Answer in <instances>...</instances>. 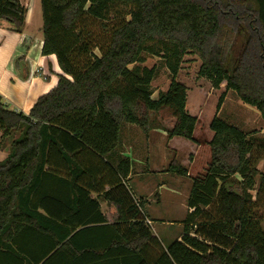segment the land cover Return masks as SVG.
Instances as JSON below:
<instances>
[{"label":"trees","instance_id":"16d2710c","mask_svg":"<svg viewBox=\"0 0 264 264\" xmlns=\"http://www.w3.org/2000/svg\"><path fill=\"white\" fill-rule=\"evenodd\" d=\"M120 5L131 7L130 18L99 39L86 22H105ZM41 7L43 54H55L64 74L27 114L9 109L0 97V146L13 138L0 162V253L17 252L27 231L53 241L41 261L72 244L74 226L59 235L55 227L31 224L46 218L81 223L87 202L105 221L99 201L90 198L95 190L122 194L112 202L130 264H264V228L251 195L258 177V194L264 192L255 157L264 144L221 117L210 123L211 161L207 174L194 179L184 232L166 247L122 181L107 184L100 177L113 169L104 156L119 145L122 124L136 123L147 133L152 110L163 121L172 119L165 127L169 136L194 140L199 118L186 110L188 88L177 81L187 53L202 60L201 76L214 87L225 82L264 119V0H41ZM25 19L20 0H0V20L22 31ZM147 54L160 55L171 76L158 100L151 88L158 70L142 65ZM170 170L188 175L176 160ZM84 177L94 183L82 184ZM72 192L79 198L76 212L62 196Z\"/></svg>","mask_w":264,"mask_h":264},{"label":"crops","instance_id":"0c3cea01","mask_svg":"<svg viewBox=\"0 0 264 264\" xmlns=\"http://www.w3.org/2000/svg\"><path fill=\"white\" fill-rule=\"evenodd\" d=\"M20 1L26 7V19L22 31H16L8 21L0 20V97L9 109L27 114L40 96L48 93L58 84L60 76L64 73L55 54H43L41 0ZM227 92L226 101L224 100L220 110H217V116L223 115L229 96V91ZM187 105L188 99L186 110L190 113ZM232 124L246 132L238 124ZM201 132L206 134L205 138L202 136L199 138L195 129L194 140H189L182 136H169L162 124L152 126L146 133L138 124L125 122L121 126L119 145L104 156V160L115 171L111 169L109 173L106 170L100 177L107 184L115 183L117 178L120 179L137 205L140 204L147 219L151 221L152 229H155L156 221L152 213H157V209L146 208L148 200L151 201L152 197L157 202L166 201V199L172 202L183 193L186 202V218L190 211L187 200L190 197L194 179L207 174L211 161L210 141L215 133L212 130ZM1 135L0 130V137ZM18 136L16 134L15 138ZM178 137L186 139L189 143L190 150L186 163L183 162L182 155L174 146V141ZM12 140L13 138H7L0 146V162L6 160L10 154ZM153 149H156L157 153L160 149L162 153L157 154L151 164L150 161L154 157ZM172 160L178 161L185 167L188 175L182 176L171 171ZM128 166L130 170L125 175L124 172L128 171ZM99 180L102 181L101 178ZM91 182V177H84L81 183L86 185ZM110 189V186H106L105 191ZM89 191L90 198L99 201L100 212L106 218L105 221L98 220L97 210L91 208L88 202L83 203L86 205H83L84 220L81 223L73 221L68 224L63 220L46 218L37 221L35 219L32 226H52L59 231V235L65 234L67 229L73 226L76 227L77 230L71 238L72 244H64L62 248L58 246V251L50 254H54L53 256H47L41 261L42 254L53 241L51 237L27 231L25 235L18 238L17 252L0 253V264H130V256L123 247L124 242L117 238V235L122 236V232L116 230V226H119L117 224L121 221L115 220L119 214L112 202L113 197L117 198L122 194L118 195L115 191L111 196L106 197L105 192ZM62 196L65 203L72 204V212L80 208L77 204L79 201L77 193L72 192L69 195L63 193ZM173 205L176 206V204ZM39 212L46 215L42 208H39ZM159 218L162 217L159 216ZM156 235L166 247L167 245L164 244L166 236L157 232ZM57 239L62 240L60 237ZM66 241L67 239L64 243Z\"/></svg>","mask_w":264,"mask_h":264},{"label":"rangeland","instance_id":"374dc122","mask_svg":"<svg viewBox=\"0 0 264 264\" xmlns=\"http://www.w3.org/2000/svg\"><path fill=\"white\" fill-rule=\"evenodd\" d=\"M130 10L131 7L127 5L115 7L113 10H111V13L108 14V20H105L107 26L103 25L105 22L94 19H90L86 23L88 24V28H91L95 31L99 39L105 40L107 39V36H109L111 27H113L115 23L121 21L123 17H126L127 19L130 18L129 14L127 15ZM95 50L99 53L98 48ZM201 64L202 60L198 55L191 52L187 53L184 57L181 70L177 76V81L183 83L188 88L187 108L190 111V114L193 116H198L199 118V122L196 127V135L199 138L201 136L205 138L206 134L201 131L204 130L208 132L212 130L210 128V122L217 115V104L219 98L223 93H225V95L228 94L227 91H229V96L223 110V115L220 116L219 114L218 117H221L230 124H238L239 126L243 127L251 137L257 139L260 144H264V119L262 118L259 110L241 101L240 97L234 90L226 88L225 83L222 87H214L213 82L210 79L201 76L199 73ZM142 65L147 66L148 68L155 66L158 70L157 77L154 78L151 83V88L154 94L153 99L158 100L161 95L168 91L170 86L171 76L165 61L160 55L147 54L146 61L142 63ZM225 89L227 90L226 92ZM149 117L151 127L158 124L160 125L161 123L164 127H169L170 123L173 122L172 119L164 121L161 120L158 118L155 110L149 112ZM199 134L201 135L199 136ZM186 141V139L181 137H178L174 141V146L179 150L180 154L182 155L181 158H183V162L185 163L188 162V152L190 150L189 143ZM153 150L154 157L150 161L151 164L152 161L156 159L155 156L162 153L160 149L158 153L156 149ZM255 157H257L256 165L258 169L264 172V148L259 150V152L255 154ZM260 179L261 178L258 177L256 187L251 191V195L252 200L255 201L253 209L256 213V216L262 220V225L264 228V192L261 196L258 194L261 184ZM184 196L185 195L182 193L179 197H177L176 201L172 202L169 201L170 199L157 202L154 197H152L151 201L148 200L147 202L146 208L149 207L153 210L154 208L157 209V213H152V216L156 220L154 224L155 229H153V232L155 234L157 232L158 234H164V236H166V239H164L165 245L180 239L181 234L184 232L183 219L186 216V202ZM173 204H176V206ZM159 216L162 218H159Z\"/></svg>","mask_w":264,"mask_h":264},{"label":"built area","instance_id":"2783aa9c","mask_svg":"<svg viewBox=\"0 0 264 264\" xmlns=\"http://www.w3.org/2000/svg\"><path fill=\"white\" fill-rule=\"evenodd\" d=\"M146 222H147L148 224H151V221H150L149 219H146Z\"/></svg>","mask_w":264,"mask_h":264}]
</instances>
